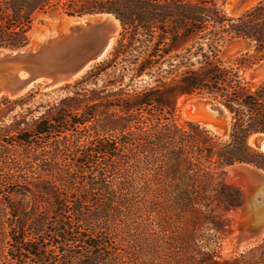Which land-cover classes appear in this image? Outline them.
Instances as JSON below:
<instances>
[{
	"label": "trees",
	"instance_id": "trees-1",
	"mask_svg": "<svg viewBox=\"0 0 264 264\" xmlns=\"http://www.w3.org/2000/svg\"><path fill=\"white\" fill-rule=\"evenodd\" d=\"M54 11L111 15L123 38L157 39L130 69L136 76L161 63L173 44L190 43L180 63L188 66L168 90L223 105L229 139L212 151L205 127L176 125L174 109L162 107L161 79L139 92L65 98L74 102L60 109L72 116L68 135L54 119L39 121L28 136L14 128L21 145L39 150L28 173L9 156L10 128H0V264H264V239L231 259L216 252L227 212L244 201L224 169L241 163L264 171V155L247 142L264 133V82L250 89L238 69L220 61V47L246 40L253 61H264V0L235 17L216 0H0V47L26 46L34 18ZM81 132L88 144L80 143Z\"/></svg>",
	"mask_w": 264,
	"mask_h": 264
},
{
	"label": "rangeland",
	"instance_id": "rangeland-1",
	"mask_svg": "<svg viewBox=\"0 0 264 264\" xmlns=\"http://www.w3.org/2000/svg\"><path fill=\"white\" fill-rule=\"evenodd\" d=\"M237 1L238 0H232L233 3ZM261 1L263 0H257L249 8L242 10L238 15L252 8ZM232 2L231 0H216L218 7L227 17H235L228 15L225 11V6L227 4L228 6L232 5ZM40 17H44L45 19H40ZM62 17L67 16L62 14L60 11L49 12L44 15H37L34 18L30 31L28 32L29 42L27 45H30L36 41V35L39 33L40 29L46 26L47 23L56 24ZM129 38V35H126V37L123 38V31L121 30L120 35L117 38L108 58L104 62L92 67L79 80L72 83L71 85L50 88L46 90H43L40 87L41 85H35L23 95L14 99L8 98L5 94L0 96V128H10V131H8V135L10 137V146H7L10 152L9 156L12 158V160L18 163L20 167H23L27 173L32 165L35 167L33 158L39 153V150L32 149V147H29L27 144L21 145L20 140L24 138L22 136H17V131H15L14 128L22 130V132L26 133L28 136L32 132L35 124L39 121L54 119L62 123L59 125L61 129H74L70 128L72 116L65 117V115H61L60 109L74 105L73 101L69 103H63L62 101L65 98L76 97V93L79 94L77 98L79 97L78 99L82 100L83 98H88L91 96L90 91L92 90L100 91L105 89L106 92H110L112 90L116 91L119 88H124L130 93L133 91L139 92L144 89L149 90L154 89L157 86H161L156 82L157 79H161L162 82L165 83V86L161 87V93L163 97L162 107L165 110L174 109L172 116L173 122L181 127H183L186 122H194L203 126L196 121L188 120L185 117L184 108L189 103L192 105L196 101H207L210 103H217V101L208 97H177L175 93L168 90L177 81L178 74L184 71L188 66V64L182 66L180 63L181 60L186 62L187 57L185 54L191 44L188 42H178L173 44V48L171 49L170 53H168L162 59L163 63H159L156 67L145 72L142 76H136L130 72V69L137 68L139 66L146 55L151 51L153 44L157 41V39H155L152 43L147 44L137 41L138 39L143 40L139 36H135L133 41H130ZM166 43V47H169L171 44L170 41H167ZM177 55L180 58H176ZM255 56L256 53L254 44L246 40L226 39L220 47V61L226 66H231L234 69H238L239 75L252 90L264 82V61L254 62L253 59ZM181 57L185 58L181 59ZM190 58L191 61H194L192 57ZM175 65H178V67H175ZM120 85L122 86L120 87ZM69 113L71 115L76 114L75 111H71ZM230 126L231 122L225 126L227 130L221 131L220 133H214L212 130L205 127L209 131L212 138L210 144L212 151H214L220 144L228 141ZM75 130L79 131L80 129ZM65 133L67 135L70 134V132L67 131H65ZM84 135L87 134L81 132L77 135V137H82L80 143L88 144L91 138H86ZM252 148L259 154L264 155V152L258 151L254 147ZM226 168L224 169L226 181L229 184L240 187L244 193V188L242 185H240L241 183H239V181L233 177L230 178ZM23 199L28 205L30 204L31 201L29 194L23 196ZM226 218L228 221L226 232L219 241L216 249L219 260H227L238 256L239 254L255 247L263 241L264 238L261 239V241L254 243L252 246H248L236 251H232V249H230L231 251L224 250V240L229 239L231 242L235 243L237 236L232 232V229L229 225L230 218L227 216V214ZM233 237H235V239Z\"/></svg>",
	"mask_w": 264,
	"mask_h": 264
},
{
	"label": "water",
	"instance_id": "water-1",
	"mask_svg": "<svg viewBox=\"0 0 264 264\" xmlns=\"http://www.w3.org/2000/svg\"><path fill=\"white\" fill-rule=\"evenodd\" d=\"M100 16V15H99ZM97 20L71 18L65 24L53 28V34L45 32L43 43L26 45L17 49L0 47V93L20 97L41 81H55L58 87L68 86L79 80L95 65L104 62L110 55L122 30L120 22L111 15ZM119 31H118V25ZM63 26V27H62ZM63 28V29H62ZM26 78L19 80L18 74ZM30 88L26 90V86ZM41 87V86H40ZM4 89L6 92H2ZM195 121H204L216 128L231 122L227 109L220 103L197 101ZM256 150L263 148L264 133H254ZM247 139V141H248ZM237 173L244 182L243 203L227 213H236L241 230L247 233L239 240L257 237L264 232V171L252 165L238 164ZM234 165L230 166L233 167ZM260 171V172H259ZM235 221L230 218V227L235 233Z\"/></svg>",
	"mask_w": 264,
	"mask_h": 264
},
{
	"label": "bare ground",
	"instance_id": "bare-ground-1",
	"mask_svg": "<svg viewBox=\"0 0 264 264\" xmlns=\"http://www.w3.org/2000/svg\"><path fill=\"white\" fill-rule=\"evenodd\" d=\"M256 1L257 0H238L237 2H234L233 3L232 0H231L232 5L228 6V4H227L225 6V11H226V13L228 15L237 16L242 10H244L246 8H249ZM103 17H105V16L104 15H100V16L97 15V16L93 17L92 19L97 20V19L103 18ZM88 18L89 17H85L83 19H88ZM40 19H43L44 20L45 18L44 17H40ZM68 20H72V19L71 18H68V17H62L60 19V21L58 23H56V24L57 25L65 24V22H67ZM115 23H116V25H118L117 22H115ZM55 27L56 26L54 24L47 23L45 27H43L42 29H40L39 33L36 35V41L33 42L32 44H30V46H33L36 43H39V44L43 43L44 40H45V35H46L45 32L47 31V33H49L48 35H52L53 34V28H55ZM118 31H119V25H118ZM18 78H19V80H22V79H24L26 77L24 76V74L19 73L18 74ZM40 84H41V88L43 90L50 89V88H56V87L59 86V85H57V83H55V81H52V80H50V81H41ZM25 88H26V90H28L30 88V86L27 85ZM2 92H6V91L4 89H2ZM5 95L8 98H10V99H14V97L12 95H7V94H5ZM0 96H2L1 93H0ZM196 102H194L192 105H190V103H189L184 108V114H185V117L188 120L195 121L192 118L193 117L192 114L197 113L196 110H195V108H194V104ZM198 123L202 124L204 127L208 128V129L212 130L214 133H220L221 131H226L227 130L226 127L216 128V127H214L212 125L206 124L204 121H201V120L198 121ZM255 137L256 136H251L248 139V145H250V146L254 147L255 149H257L256 146H255V143H254V138ZM259 151L264 152V145H263V148L262 149H259ZM240 168H241L240 165L236 164L233 167L226 168V171L230 175V178L233 177L236 180H238L239 183H241L240 185H242V187L244 188L243 178H242V176H240L237 173V170H240ZM244 190H245V188H244ZM229 216H230L231 219H233L236 222L235 223V234L237 236H236V242L235 243L231 242L229 239L224 240V242H223L224 243L223 244L224 250H229V251H231L230 249H232V251L240 250L242 248H246L248 246H252L254 243H256L258 241H261V239L264 238V232H263L262 234L258 235L257 237L249 238V239H247L245 241H243L242 239L239 240L241 236H245V235H247V233L240 229L239 224H238L239 218H238V216H237L236 213H231ZM233 238L235 239V237H233Z\"/></svg>",
	"mask_w": 264,
	"mask_h": 264
}]
</instances>
